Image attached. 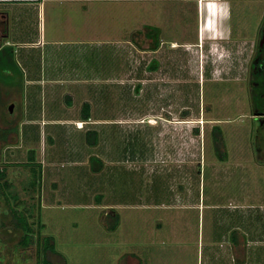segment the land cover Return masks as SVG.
Listing matches in <instances>:
<instances>
[{
  "label": "rangeland",
  "instance_id": "obj_1",
  "mask_svg": "<svg viewBox=\"0 0 264 264\" xmlns=\"http://www.w3.org/2000/svg\"><path fill=\"white\" fill-rule=\"evenodd\" d=\"M182 5L79 3L56 16L64 33L42 68L68 56L59 78L89 64L94 80L32 83L36 49L29 65L16 52L0 67V127H11L0 138V264H36V234L53 237L56 264H200L210 238L231 235L229 219L241 236L217 264H264V0H231L220 18L205 7L198 21ZM144 24L159 28L156 49ZM84 100L98 124L70 123ZM10 207L33 228L27 245Z\"/></svg>",
  "mask_w": 264,
  "mask_h": 264
},
{
  "label": "crops",
  "instance_id": "obj_2",
  "mask_svg": "<svg viewBox=\"0 0 264 264\" xmlns=\"http://www.w3.org/2000/svg\"><path fill=\"white\" fill-rule=\"evenodd\" d=\"M114 2L117 3L119 2H132L133 0H0V27L5 29V35L2 36V41H0V50L3 48V46H9L11 48L12 53H18L17 55H21L22 58L26 61V63L29 65L28 58L30 57L31 60L30 62H33V54L30 52V50L36 49V53L39 59V62L35 63V65L31 64L29 65L30 69L33 68L36 70V75L32 77L31 82L36 83H52L54 84H60V83H65L67 81H74L78 83H85L88 82L89 77H92L91 72H89V67L86 64H81V69L84 68V70L78 72L77 74H73L76 78H71V79H61L58 77V68L62 69L64 68V60L67 57H59L57 59H52L51 61H54L55 63L51 64V68H42L46 65V61L44 58H47L48 55H50L51 52H54V58L57 57L55 49L50 47L51 44H54L57 42V40L53 37L56 35V33H64V31L59 27V29L56 27L55 29V22L54 19L57 17H64L66 11L69 10H75L77 7H73V5H78L81 3L83 5L82 10L87 9V3H99V4H106L107 2ZM136 1V0H134ZM141 2H151V1H158V2H175L176 4L180 3L183 4L182 6H185L184 10L187 12H191L192 9H194V14L196 12L195 17L197 18L198 21V16L201 19L203 12H206V8L211 12H209V16L214 15L213 18H220V16H224L225 9L227 8L225 5H228V9L230 8V2L231 0H214L217 1L218 3H223L224 7H220L217 5L215 6L212 0H137ZM257 1V0H253ZM208 2V6H207ZM103 6L99 5V10L103 11ZM206 7V8H205ZM60 13V14H59ZM102 12L101 14H103ZM226 13V12H225ZM26 17L27 18H32L33 21H36V26H33V24H27L26 22ZM69 19V17H68ZM50 20V24H49ZM20 21V22H19ZM46 21H48L46 25ZM30 23V22H29ZM22 24V25H21ZM51 26V27H50ZM49 36V37H48ZM61 40V39H60ZM59 40V41H60ZM126 45H125V44ZM46 44H49L46 46ZM134 46L132 41L125 40L123 44H121V48H125L128 52L130 50L129 47ZM42 46V47H41ZM38 48V49H37ZM82 50V49H80ZM79 52V50H78ZM44 54L45 57H44ZM69 54V53H68ZM70 55V54H69ZM65 56V55H64ZM69 60V59H68ZM28 61V62H27ZM50 62V61H47ZM64 63V64H63ZM71 67H73V62H70ZM25 68H28L26 66ZM29 69V68H28ZM42 69V70H41ZM86 69V70H85ZM47 71V72H42V71ZM29 79V78H28ZM27 79V81H29ZM94 80V78L92 77ZM92 80H89L91 82ZM69 83V82H68ZM67 96V92H65L62 95V98L64 99ZM64 102L65 99H64ZM69 104V102H66ZM64 105V104H63ZM79 115L77 114L76 117H74L70 123H73L74 120H84L81 117H78ZM92 116V111L91 115ZM78 117V118H77ZM86 123L90 125H95L100 122L97 118L95 120H84ZM74 124V123H73ZM87 124V127H90V125ZM78 128V127H76ZM86 142V141H85ZM87 143V142H86ZM88 144V143H87ZM98 142L96 144L92 145V147H96ZM81 147V146H80ZM82 148V147H81ZM80 148V149H81ZM87 148V147H86ZM75 150H78L75 148ZM81 153L79 154L80 157ZM86 160L88 161V158L90 155H96L97 157L99 154H97L96 151H92L91 153H85ZM100 158V157H99ZM102 159V158H100ZM96 173V172H95ZM227 208V207H226ZM231 210V209H230ZM264 218L262 217V220ZM229 219L228 224H226L227 230H229V236L225 237L224 239L222 237H219V239H212L207 242V245L204 247L205 254L202 252L201 254V259L204 254V264H217L221 263V259H227L226 256V249L230 248V243H237L239 241V235L237 233H233V229H235V223H232ZM246 234V232H244ZM260 238H262L260 236ZM247 239V237H246ZM227 242L226 245H222V243ZM197 252L199 254L198 250V245H199V239L197 238ZM216 245V246H215ZM208 253V254H207ZM187 255V253H184ZM213 255V257H211ZM217 256V258L215 257ZM199 257V255H198ZM197 258V262H198ZM200 259V264H203L202 260ZM232 262L235 261V258H232ZM236 261L238 259L236 258ZM240 262V261H238ZM198 264V263H197ZM226 264H229L226 262Z\"/></svg>",
  "mask_w": 264,
  "mask_h": 264
},
{
  "label": "trees",
  "instance_id": "obj_3",
  "mask_svg": "<svg viewBox=\"0 0 264 264\" xmlns=\"http://www.w3.org/2000/svg\"><path fill=\"white\" fill-rule=\"evenodd\" d=\"M143 27L146 29L145 34L150 37L151 42L149 45L150 49H156L159 44V28L156 25H150V24H144ZM13 54L11 51V48L9 46H3V48L0 50V67H4L9 62L12 61ZM152 60V59H151ZM150 62H153V60ZM156 63H150V67H155ZM66 102H69L66 97L64 98ZM91 104L88 100H84L79 107V117H81L84 120H89V117L91 115ZM11 127L5 126L4 128L0 127V138L2 140L6 139V135L9 132V129ZM197 129V128H196ZM212 139L214 141V146L218 148V142L221 140V131L220 127L215 124L212 127ZM97 131L93 129H87L85 132V140L88 144H96L97 142ZM89 167L92 169V171L99 170L102 165L103 161L96 155H90L89 156ZM97 160V165H93L91 160ZM4 174V168L0 167V176ZM11 211V221L13 224L20 228L22 231L21 237L18 240L19 244L21 245H27L33 240V228L28 221L26 215L22 210H17L16 207H10ZM2 221L0 219V226L2 225ZM116 222L113 223L115 225ZM53 237L51 235H38L36 234L35 242L37 244V256L38 260L36 264H56L52 259L49 258V253H55L56 249L54 247L53 243ZM60 264H66L65 260Z\"/></svg>",
  "mask_w": 264,
  "mask_h": 264
},
{
  "label": "flooded vegetation",
  "instance_id": "obj_4",
  "mask_svg": "<svg viewBox=\"0 0 264 264\" xmlns=\"http://www.w3.org/2000/svg\"><path fill=\"white\" fill-rule=\"evenodd\" d=\"M0 23H2V22H0ZM6 33H5V29L2 27H0V41H2V36H4ZM8 72H10V71H8ZM12 78H13V76H11ZM1 87H2V85L0 84V96H1Z\"/></svg>",
  "mask_w": 264,
  "mask_h": 264
},
{
  "label": "water",
  "instance_id": "obj_5",
  "mask_svg": "<svg viewBox=\"0 0 264 264\" xmlns=\"http://www.w3.org/2000/svg\"><path fill=\"white\" fill-rule=\"evenodd\" d=\"M11 106H12V104H10V105L8 106L9 110H11Z\"/></svg>",
  "mask_w": 264,
  "mask_h": 264
}]
</instances>
